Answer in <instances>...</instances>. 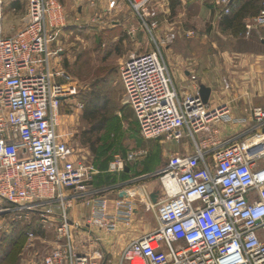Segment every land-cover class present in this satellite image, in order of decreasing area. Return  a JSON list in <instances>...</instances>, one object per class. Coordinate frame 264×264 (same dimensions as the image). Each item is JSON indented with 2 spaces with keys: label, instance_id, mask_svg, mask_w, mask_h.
Instances as JSON below:
<instances>
[{
  "label": "built area",
  "instance_id": "built-area-1",
  "mask_svg": "<svg viewBox=\"0 0 264 264\" xmlns=\"http://www.w3.org/2000/svg\"><path fill=\"white\" fill-rule=\"evenodd\" d=\"M127 1L154 38L157 22L149 16L155 0ZM215 2L223 15L236 7L233 0ZM27 5L26 24L12 35L6 32V0H0V215L15 213L55 232L44 255L30 264H111L95 228L112 233L121 223L130 225L138 202L117 198L111 205L100 193L108 188H87L100 170L77 163L58 132L63 99L74 92L55 61L66 8L58 0ZM245 26L247 34L264 28V5ZM154 41L155 49L131 54L120 68L124 102L142 138L181 142L211 123L247 121L233 117L227 104L210 108L198 87L182 95ZM251 115L253 125L239 140L172 153L155 173L161 182L156 201L140 186L157 225L132 239L117 264H264V108L254 107ZM139 153L115 155L107 171L123 172ZM79 200L90 207L84 224L71 214Z\"/></svg>",
  "mask_w": 264,
  "mask_h": 264
},
{
  "label": "rangeland",
  "instance_id": "rangeland-1",
  "mask_svg": "<svg viewBox=\"0 0 264 264\" xmlns=\"http://www.w3.org/2000/svg\"><path fill=\"white\" fill-rule=\"evenodd\" d=\"M58 1L66 8V21L59 29L55 41L54 50L58 52L55 61L58 67L69 75L74 87V92L63 99L60 121L61 127L73 135L67 142L75 150V161L93 165L101 173L102 169L97 162L99 151L105 153L100 160L113 155L109 163L117 154L125 156L131 151L141 152L132 164L133 175L128 174L125 179L120 178L124 183L119 188L108 187V191L100 193L115 201L119 195L118 191L129 187L135 197V185L149 181L154 182L153 186L160 192L161 182L155 174L143 176L138 181H125L138 176V170H142L145 165L148 166L147 170L152 172L165 165L173 147L184 144L189 151H193L197 145L210 148L213 141L207 142L209 136L201 139L197 134L195 138L185 135L180 144L162 138H142L134 112L124 102V88L120 78L122 64L133 53L155 49L156 39L178 91L188 93L193 90L195 81L191 77L187 80V69H191L198 77L200 67H207L206 70L210 71L219 61L226 65L225 55L236 47L249 48L250 43L243 40V32L234 33L229 27L227 18H224L222 9L215 0H155L149 16V22H157L152 28L154 38L132 8L125 6L124 11L117 13L123 0ZM257 1L264 5V0ZM118 3L119 8L115 7ZM27 9V0H6L5 26L8 34H16L24 28ZM170 34H175L172 40H168L167 36ZM254 49L258 47L254 46ZM225 79L223 78L224 82ZM97 91L106 96L108 103L106 107L99 109L95 118H88L86 109L93 104L92 100ZM103 115L118 117L119 129L112 133L109 142L121 145L124 151H113L114 148L104 150L108 127L103 128L98 123ZM216 129L209 126L207 132L214 133ZM123 172L111 174L122 175ZM96 178L97 175L94 180ZM94 180L87 188L101 190ZM89 209L85 200H79L71 208V214H81L82 219L76 220L79 224H84L85 217L90 215L87 211ZM138 219L140 220H136V225H157L155 212L147 205H144V211ZM95 230L101 234L102 249H105L111 264H117L125 246L134 239L129 232L131 230L123 234L104 233L97 228ZM20 232H25V236L18 242L16 239ZM30 232L41 236L45 241L42 243L41 239H32L28 235ZM55 236L53 230L42 231L35 222L22 220L15 213L0 215V264H20V260L30 264L44 255L47 243ZM1 250L11 251V254L4 258V252Z\"/></svg>",
  "mask_w": 264,
  "mask_h": 264
},
{
  "label": "crops",
  "instance_id": "crops-1",
  "mask_svg": "<svg viewBox=\"0 0 264 264\" xmlns=\"http://www.w3.org/2000/svg\"><path fill=\"white\" fill-rule=\"evenodd\" d=\"M123 1L124 2L120 3L121 6L119 5V3L115 5V7H118V5L120 7V8L118 7L119 9L117 10V13H120V11L121 12L124 11L125 6L128 9L131 8L127 0H123ZM106 4L108 3L106 2ZM250 18L252 17H248L245 20V25ZM262 36H264V28H260L256 31H252L250 34L246 33V28H245V31L243 32V40L246 43L249 42L250 47L249 48L236 47L232 52H229L227 56L225 55V57H227L226 65L224 62L219 61V63H217L216 66L212 67L210 71L206 70L207 67L206 68L200 67V74L198 75V77L197 74L193 72L191 69L186 70L185 74L187 80L190 79L191 74H195L197 77L195 83H193L192 85L193 90L190 92H195L197 87L199 90L200 84H205L206 86L211 88L210 98L207 103L210 108H215L223 104H227L229 107L230 114L233 117L247 119L245 123H229L222 121L217 124L211 123L210 126L212 128L214 127L217 128V133L207 132V130L209 129H207L206 131L205 130L200 131L197 133V135H199L201 139L208 138L209 136L210 139H208L207 142L208 141L212 142L213 140H216L217 142H221L222 144H228L232 141L239 140L244 137V135L248 132L249 127H252L253 125V122L251 121L252 109L256 106H261L264 108V44L262 43L261 40ZM254 46L258 47V49H254ZM223 78L224 79L226 78L225 79L226 85ZM186 92L187 91L182 90L180 93L183 95ZM58 132H59V137L64 141H68L73 136L72 134H70V132H66L65 129L61 127V125L59 127ZM185 147L186 146L184 144L183 145L180 144V146L175 148L173 147L172 153L182 151ZM161 167L162 166H160L154 172L144 170L139 173L138 170L139 173L138 176H136L135 178L131 177L125 182H132L136 180L138 181L139 178L143 176H146L148 174L153 175L159 169H161ZM125 170L129 172V175L131 176L133 175V171H134L133 167L130 168V166H127ZM123 183L124 181L121 182L119 180L114 184H105L100 187L101 189L108 187L119 188V186ZM153 183L154 182L149 181L144 183L140 182L135 185L137 194L134 198L137 200L138 203L133 221L130 225H125L121 223L119 225V229L117 233L123 234L124 232H128L129 230H131L129 232H131L132 238H135L141 234L149 232L154 228L152 226L148 227L144 225L143 226L136 225V220L141 219L138 218L140 217L142 211H144V205H145L143 190L140 186H144L148 190V192L155 193L156 199L160 196L159 190H156V187L153 186L154 185ZM118 194L119 195L117 198L133 197V193L131 192L129 187L120 189L118 191ZM108 198L110 199V204L113 205L112 203L113 199H111L110 196ZM87 211H89L90 213V209ZM80 216L81 214H79V216L72 214V217L78 220L82 219V217ZM19 263L24 264L23 261L21 260Z\"/></svg>",
  "mask_w": 264,
  "mask_h": 264
},
{
  "label": "trees",
  "instance_id": "trees-1",
  "mask_svg": "<svg viewBox=\"0 0 264 264\" xmlns=\"http://www.w3.org/2000/svg\"><path fill=\"white\" fill-rule=\"evenodd\" d=\"M233 3L236 4V7L233 8V10L229 14L224 15L225 16L224 18H227V24L229 25L230 28L233 29L234 33H236L237 31L244 32L246 28L245 20L248 17H254L258 15L263 8V4H260L257 0H244V1L243 0L241 1L233 0ZM92 102L93 104L89 105L88 109H86L87 112L85 114L88 118H95L97 116L99 109L107 106L108 99L106 98V96L101 95L100 92L97 91V95L93 98ZM98 123L99 125L103 126V128L108 127L107 138L104 143V150L108 151L114 148L113 151H117V150L124 151L121 145L118 146L113 141L111 143L109 142L112 139V133H116V130L119 129L118 128V123H119L118 117L113 116L110 118L106 115H103L101 116V120H99ZM138 129H139V124H138ZM100 152L101 154L99 155ZM104 154L105 153L102 151H99L97 154V158L99 157V159H97V162L99 163V166L102 169V172L97 175V178L95 180L96 184H98V186H102L105 184H114L118 182L120 178L125 179L126 176L129 174V172H127L126 170L123 172L122 175L111 174L106 171L108 169L109 161L111 160L113 155L111 154L105 157L104 159L100 160V158H102ZM132 164L133 162L128 163V166L132 168ZM147 169H148V166L145 165L142 170H139V172L144 171V170L148 171ZM24 236H25V232H20L16 240L20 242V240ZM2 251L4 252V255H3L4 258L11 254V251L1 250V252Z\"/></svg>",
  "mask_w": 264,
  "mask_h": 264
},
{
  "label": "water",
  "instance_id": "water-1",
  "mask_svg": "<svg viewBox=\"0 0 264 264\" xmlns=\"http://www.w3.org/2000/svg\"><path fill=\"white\" fill-rule=\"evenodd\" d=\"M262 43L264 44V39L262 40ZM200 95L203 99L204 103H208L210 94H211V88L206 86L205 84H200L199 88ZM153 200L156 201V194L152 193Z\"/></svg>",
  "mask_w": 264,
  "mask_h": 264
}]
</instances>
